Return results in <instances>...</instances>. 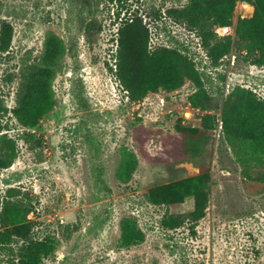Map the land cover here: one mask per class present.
<instances>
[{
    "label": "rangeland",
    "instance_id": "rangeland-1",
    "mask_svg": "<svg viewBox=\"0 0 264 264\" xmlns=\"http://www.w3.org/2000/svg\"><path fill=\"white\" fill-rule=\"evenodd\" d=\"M218 1H129L121 17L139 12L150 34L132 98L117 76L118 3L0 0V26L14 28L0 50V146L7 136L18 152L0 167V200L31 208L34 237L55 246L43 264H264V32L237 33L255 13L242 0L221 25ZM45 67L54 106L27 127L13 111ZM195 176L197 215L171 188Z\"/></svg>",
    "mask_w": 264,
    "mask_h": 264
},
{
    "label": "trees",
    "instance_id": "trees-1",
    "mask_svg": "<svg viewBox=\"0 0 264 264\" xmlns=\"http://www.w3.org/2000/svg\"><path fill=\"white\" fill-rule=\"evenodd\" d=\"M118 3L117 20H121L117 52V76L125 91L130 97L135 98L142 87L140 81L141 72L147 68L149 62V29L143 23L139 12L129 16L121 17L124 10H130V0H109ZM239 0H219L220 13L219 23L228 25L232 23V17L236 4ZM255 6L252 18H240L237 33L241 38L247 39L249 32H264V0H242ZM14 36V28L11 24L0 26V50L6 51L10 48ZM251 36V35H250ZM258 48L263 49L264 41L253 40ZM253 44H249V53L253 51ZM64 52L60 42L49 41L46 59L54 62V59ZM51 61V62H50ZM55 71L51 67H45L34 73L24 84V92L21 95L19 107L14 109V114L27 127H36L45 114L54 106L53 80ZM7 111L6 104L0 98V113ZM18 152L16 142L4 137L0 146V167H10L17 158ZM202 178H193L175 183L172 190L177 191L184 197L192 195L195 197L196 210L193 215L200 213L203 207L202 197L204 191L201 183ZM13 194L7 195L0 200V255L5 259L3 264H43V261L55 251V246L50 240L38 239L33 235L34 222L28 218L31 208L24 202L23 198H13ZM1 199V198H0ZM177 223V222H175ZM12 226V227H10ZM130 233V231H129ZM130 240L132 238L126 234Z\"/></svg>",
    "mask_w": 264,
    "mask_h": 264
},
{
    "label": "built area",
    "instance_id": "built-area-1",
    "mask_svg": "<svg viewBox=\"0 0 264 264\" xmlns=\"http://www.w3.org/2000/svg\"><path fill=\"white\" fill-rule=\"evenodd\" d=\"M221 34L223 35H231L232 34V28L229 26H225L221 28Z\"/></svg>",
    "mask_w": 264,
    "mask_h": 264
},
{
    "label": "bare ground",
    "instance_id": "bare-ground-1",
    "mask_svg": "<svg viewBox=\"0 0 264 264\" xmlns=\"http://www.w3.org/2000/svg\"><path fill=\"white\" fill-rule=\"evenodd\" d=\"M247 4V3H246Z\"/></svg>",
    "mask_w": 264,
    "mask_h": 264
}]
</instances>
